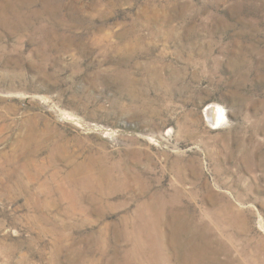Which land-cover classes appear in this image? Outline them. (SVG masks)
<instances>
[{
    "label": "rangeland",
    "instance_id": "374dc122",
    "mask_svg": "<svg viewBox=\"0 0 264 264\" xmlns=\"http://www.w3.org/2000/svg\"><path fill=\"white\" fill-rule=\"evenodd\" d=\"M0 264H264V0H0Z\"/></svg>",
    "mask_w": 264,
    "mask_h": 264
},
{
    "label": "bare ground",
    "instance_id": "6f19581e",
    "mask_svg": "<svg viewBox=\"0 0 264 264\" xmlns=\"http://www.w3.org/2000/svg\"><path fill=\"white\" fill-rule=\"evenodd\" d=\"M219 113L220 112L218 111V108H216V107L208 110V114L210 115V118L213 117L216 122H217V120H219V118H218ZM209 115H208V117H209Z\"/></svg>",
    "mask_w": 264,
    "mask_h": 264
}]
</instances>
